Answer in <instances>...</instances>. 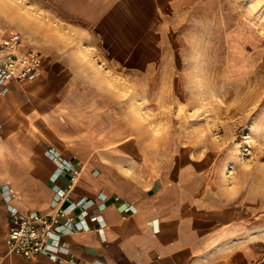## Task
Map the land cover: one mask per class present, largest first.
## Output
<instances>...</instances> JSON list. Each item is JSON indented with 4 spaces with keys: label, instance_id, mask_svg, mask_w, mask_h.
I'll list each match as a JSON object with an SVG mask.
<instances>
[{
    "label": "rangeland",
    "instance_id": "374dc122",
    "mask_svg": "<svg viewBox=\"0 0 264 264\" xmlns=\"http://www.w3.org/2000/svg\"><path fill=\"white\" fill-rule=\"evenodd\" d=\"M9 32L158 168L208 180L264 233V0H0Z\"/></svg>",
    "mask_w": 264,
    "mask_h": 264
},
{
    "label": "crops",
    "instance_id": "0c3cea01",
    "mask_svg": "<svg viewBox=\"0 0 264 264\" xmlns=\"http://www.w3.org/2000/svg\"><path fill=\"white\" fill-rule=\"evenodd\" d=\"M53 68L45 58L32 81H0V264H264L262 225L242 201L189 169L158 168L108 109ZM50 151L76 169L74 182ZM70 186L68 201L88 197L86 212L101 224L63 235L57 261L7 253L9 207L52 214L56 191Z\"/></svg>",
    "mask_w": 264,
    "mask_h": 264
},
{
    "label": "built area",
    "instance_id": "2783aa9c",
    "mask_svg": "<svg viewBox=\"0 0 264 264\" xmlns=\"http://www.w3.org/2000/svg\"><path fill=\"white\" fill-rule=\"evenodd\" d=\"M21 35L9 32L0 41V81H32L41 67V55L33 50L20 52ZM4 90L0 91L2 93ZM52 160L58 162L63 170L72 173L71 182H74L78 172L57 153L49 152ZM71 186L66 191H56L52 201V214L40 212L20 213L15 208L8 209L7 232L4 245L7 253L31 260L38 255L48 256L57 261L59 242L63 235L78 231L89 230L93 223L101 224V219L86 212L91 200L81 196L78 201H68ZM11 195V193H10ZM68 201V208L61 204ZM78 210L77 216L70 213ZM128 206L125 211H129ZM64 217L60 221V217ZM67 264H72L68 261ZM82 264V263H80Z\"/></svg>",
    "mask_w": 264,
    "mask_h": 264
}]
</instances>
